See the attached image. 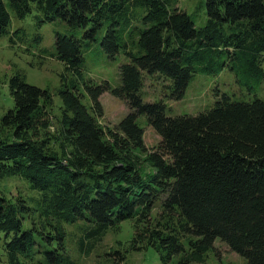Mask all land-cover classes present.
Listing matches in <instances>:
<instances>
[{"label": "trees", "instance_id": "trees-1", "mask_svg": "<svg viewBox=\"0 0 264 264\" xmlns=\"http://www.w3.org/2000/svg\"><path fill=\"white\" fill-rule=\"evenodd\" d=\"M177 2L0 0V37L12 16L67 26L52 55L67 73L57 116L47 89L9 79L0 179L19 178L35 195L0 189V263L77 264L63 225L80 224L86 254L129 221L133 234L109 264L150 249L160 264H202L217 241L246 264H264V101L234 100L215 81L226 70L248 93L263 85L264 0H205L202 28ZM89 52L118 64L114 84L85 78ZM201 74L215 81L211 103L171 117L165 100H182ZM145 85L158 99L143 102ZM105 92L129 106L112 129L98 122ZM139 116L159 137L151 152Z\"/></svg>", "mask_w": 264, "mask_h": 264}, {"label": "rangeland", "instance_id": "rangeland-1", "mask_svg": "<svg viewBox=\"0 0 264 264\" xmlns=\"http://www.w3.org/2000/svg\"><path fill=\"white\" fill-rule=\"evenodd\" d=\"M177 8L187 13L196 27H204L206 23L205 0H178ZM34 21L30 15L24 20H17L12 16L10 33L0 37V118L14 107L9 90V79L16 74L23 76L25 82L30 85L44 90L47 89L53 98L54 114L55 116L58 115V105L60 106L61 101L57 96V90L62 87L67 73L64 66L54 60L52 55L56 52L54 46L55 34L67 35V26L60 22L37 26ZM17 30L21 32V35L13 36V33ZM39 36L41 40L37 41ZM10 38L14 42H11ZM87 58L89 59L87 62L91 66L89 65L86 68V79H92L93 82L99 84L103 81L114 84L118 64L112 65L104 54L97 55L89 52ZM215 81L222 91H231L234 100L249 102V100L252 101L256 97L264 101V83L262 86L257 87V90L248 93L244 87L237 83L234 75L226 70ZM215 81L210 80L205 75H198L191 82L182 100H165L171 117L193 116L204 111L202 109L211 103V86ZM251 87L253 88V86ZM143 92V102L146 103H150L159 97L154 89L150 90L148 87ZM164 97L162 95L159 99ZM99 100L103 108V117L98 118V122L105 128L112 129L129 113L127 103L113 97L108 92L103 93ZM83 103L88 104L86 95ZM137 124L143 129L145 151H153L159 143L158 135L147 125L144 116L137 118ZM141 155L144 156L145 153L141 152ZM0 189L12 198L18 195L25 197L35 195V192L30 190L27 184L19 178L3 177L0 179ZM63 226L68 234L66 241L68 251L77 264L111 263L113 250L118 249L119 244L125 247L133 234L131 223L129 221L122 222L116 229L108 232L90 251L83 254L76 243L78 239L76 231L80 229V224ZM215 245L217 254H210L202 264H246L241 257L231 253L223 244L217 241ZM0 264H5L4 260ZM123 264H160V262L158 255L150 249L141 253L129 254ZM170 264H175V262Z\"/></svg>", "mask_w": 264, "mask_h": 264}]
</instances>
